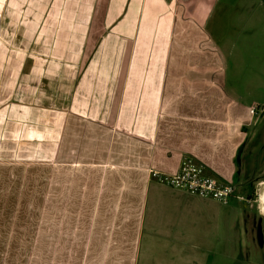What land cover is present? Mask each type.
I'll use <instances>...</instances> for the list:
<instances>
[{"label":"crops","instance_id":"obj_1","mask_svg":"<svg viewBox=\"0 0 264 264\" xmlns=\"http://www.w3.org/2000/svg\"><path fill=\"white\" fill-rule=\"evenodd\" d=\"M190 3L94 0L74 26L0 0V264H247L230 240L235 197L222 205L149 177L191 157L246 187L236 159L252 106L235 108Z\"/></svg>","mask_w":264,"mask_h":264},{"label":"rangeland","instance_id":"obj_2","mask_svg":"<svg viewBox=\"0 0 264 264\" xmlns=\"http://www.w3.org/2000/svg\"><path fill=\"white\" fill-rule=\"evenodd\" d=\"M28 1L20 8L16 6L20 12L17 14L37 18L50 16L54 10L61 18L73 17L74 26L91 14L94 3V0H60L59 8L50 3L39 9L31 4V1L39 0ZM188 6L194 8L195 15L196 11H201V16L208 18L204 32H210L213 42L220 46V63L226 70V91L234 98L235 108L244 105L247 112L251 106L264 109V0H191L187 9ZM9 14L15 16L16 11ZM76 26L79 30L80 25L77 23ZM251 121L254 124L248 128L247 135L250 142L244 153L243 149L238 152L236 160L243 168L241 183L244 181L249 187L251 182V197L254 198L258 180H264V112L259 117H252ZM246 187L241 185L235 195L246 198ZM230 206L234 209L235 223L230 240L236 243V257H242L241 261L244 259L247 264H264V217L257 214L259 203H253L250 208L246 202L234 199ZM224 234L222 229L221 238ZM240 243H247L248 248H242Z\"/></svg>","mask_w":264,"mask_h":264},{"label":"built area","instance_id":"obj_3","mask_svg":"<svg viewBox=\"0 0 264 264\" xmlns=\"http://www.w3.org/2000/svg\"><path fill=\"white\" fill-rule=\"evenodd\" d=\"M264 112L263 108L253 107L250 113L253 117H259ZM149 177L157 183L185 191L202 199L211 200L222 205L229 203L235 197L238 201H244L250 205V198L235 195V185L225 183L208 173L206 167L191 157L181 160L178 171L174 174L159 171H150Z\"/></svg>","mask_w":264,"mask_h":264},{"label":"bare ground","instance_id":"obj_4","mask_svg":"<svg viewBox=\"0 0 264 264\" xmlns=\"http://www.w3.org/2000/svg\"><path fill=\"white\" fill-rule=\"evenodd\" d=\"M258 203H259V211L263 214L262 216H264V183L261 185V188L259 191L257 204Z\"/></svg>","mask_w":264,"mask_h":264},{"label":"trees","instance_id":"obj_5","mask_svg":"<svg viewBox=\"0 0 264 264\" xmlns=\"http://www.w3.org/2000/svg\"><path fill=\"white\" fill-rule=\"evenodd\" d=\"M248 193H247V196H248V198H251V194H252V189L249 187L248 189Z\"/></svg>","mask_w":264,"mask_h":264},{"label":"water","instance_id":"obj_6","mask_svg":"<svg viewBox=\"0 0 264 264\" xmlns=\"http://www.w3.org/2000/svg\"><path fill=\"white\" fill-rule=\"evenodd\" d=\"M262 216V215H261ZM262 217H264V216H262Z\"/></svg>","mask_w":264,"mask_h":264}]
</instances>
